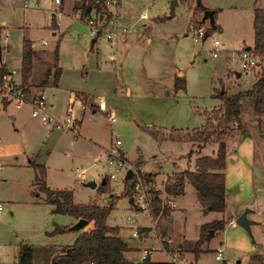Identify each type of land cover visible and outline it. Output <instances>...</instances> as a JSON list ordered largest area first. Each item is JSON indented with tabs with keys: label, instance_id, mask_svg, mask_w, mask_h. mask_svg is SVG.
<instances>
[{
	"label": "rangeland",
	"instance_id": "1",
	"mask_svg": "<svg viewBox=\"0 0 264 264\" xmlns=\"http://www.w3.org/2000/svg\"><path fill=\"white\" fill-rule=\"evenodd\" d=\"M76 1L62 0L61 4L57 5L54 0H0V64L5 63L13 73V79L20 81L21 43L23 39H28L32 42L36 54L35 63L38 64L30 77L33 83L40 80L38 66L44 70L47 65H42L43 63L50 66L54 63L56 50L59 65L63 69V80L67 85L85 89L84 91L93 96H99L98 100L100 95L103 96L107 109L113 111L117 121L110 123L104 111L91 109L94 106L88 107L85 113L80 111L79 117L82 118L83 125L81 135H86V140L83 136L75 137L74 132L70 130L61 129L59 132L64 131L67 135L66 145L59 157L55 154L49 159L45 175L52 188L72 190L78 202L97 197L103 205L110 195H114L117 205L110 212L108 222L126 227L129 223L127 217L131 216L133 211L128 206V197H122V173L117 179L107 181L109 190L106 193L98 194L96 190L84 187V183L88 181L101 184L106 171L103 162L94 163L93 157L98 154L99 147L88 142L87 135L103 147L109 146L115 138H119L121 149L134 171L161 172L159 179L163 180V190L167 180L174 178L175 174L171 172L193 169L196 159L200 156H215L218 143L212 141L201 147L198 142L189 141L190 130L200 128L206 121L205 113L210 114L211 110L217 107L219 100L213 94L221 90L220 79L224 80L225 85L223 84L222 88L228 94L251 87L254 75L259 70L245 73L238 51L252 44L253 5L256 1V7L261 8L264 6V0H199L206 8L218 11L219 14L215 18L218 26H221L211 29L209 35L202 40H194L190 32L188 35L181 34L185 29L190 31L191 6L198 3L197 0L189 4L181 0L174 6V15L170 19L168 17L173 0H120L122 25L127 27L134 22L132 27L139 29L143 28V25L147 27L153 24L155 33L151 40L152 48L143 50L140 46L134 50V55L139 56L137 61L144 67L147 66V72H151L152 79L145 73L140 78L127 79L125 86H122L120 70H116L117 61L115 63L109 58L113 50L110 49L103 32L94 43L93 37L88 33H79L72 29V5ZM107 1L110 3L112 0ZM109 5L114 13L119 10L115 9V5ZM143 10L148 11L149 20L138 19ZM94 11L89 12L92 18H95ZM194 13L195 11L192 30L202 26L207 31L211 26L209 21L196 18ZM202 15L203 13L199 16ZM157 17L161 19L157 20ZM55 20H58V26L53 23ZM224 36L232 41L227 46V63L224 51L215 58L210 51L212 39L223 41ZM8 48L9 52L5 50ZM170 64L173 65L171 76L179 72L186 80L185 90L176 94L173 88L168 93L165 85L164 71ZM227 67L236 71H232L235 82L226 78ZM237 73L241 75L237 76ZM153 80L157 82L156 85L151 83ZM126 85L129 86L130 93L125 92ZM51 88L50 85L43 93L47 99L53 90ZM47 103L49 104V101ZM242 104L243 127L238 128L233 124L224 136L226 166L223 173L227 186L225 211H209L203 214L195 189L188 184L183 199L172 198L175 207L177 206L171 207L174 210L171 214L174 220H168L169 214L161 217L160 228L163 231L167 229L169 234L175 236L176 245L184 238H199L200 225L205 222L220 219L225 221L223 228H209L206 231L209 238L201 245L198 257L196 258L194 252H188L184 264H235L237 260L243 264H258L264 258V119L255 115L251 98L244 97ZM55 108L61 111L60 106L56 105ZM68 113L64 111L63 114ZM172 136L182 137L184 140L171 139ZM74 139L79 141L70 143V140ZM32 140L33 137L27 143L26 140L22 141V136L16 134L10 139L15 142L8 143L5 148L8 152L12 151L15 145L22 144L21 147H26L32 144ZM48 149L42 148L39 160H45ZM190 150L193 151L192 154H189ZM4 151L6 149L0 151V160L3 162L0 168V199L5 203L0 212V264L17 263V257L14 258L15 242L33 244V264H52L47 245L67 243L71 236L62 235L56 239L48 237L46 232L50 226L47 224L51 221L47 219L43 207L31 203L38 193L45 194L44 190L38 189L40 184L36 183V187L34 171H27L28 174L25 170L10 169L12 166L7 162L8 159L4 158ZM77 169H86V177L83 180L78 178ZM43 179L45 180V176ZM160 193L161 197L165 196L163 191ZM119 197L124 199L123 204L119 203ZM246 208L250 210L247 218L252 222L250 233L238 225L234 228L228 227V221L236 220ZM53 216H56L53 221L56 220L61 225L72 226L77 222L66 213ZM84 227L82 229H86V226ZM132 230L128 229V232ZM241 237L242 242L238 240ZM132 238L140 249L135 257L141 256L146 247L152 249V246H161L154 231L148 240ZM220 247L224 254L223 260L216 258V250ZM186 251H190V245L183 244L181 252ZM151 254L152 261L167 259L165 254L156 250Z\"/></svg>",
	"mask_w": 264,
	"mask_h": 264
},
{
	"label": "trees",
	"instance_id": "2",
	"mask_svg": "<svg viewBox=\"0 0 264 264\" xmlns=\"http://www.w3.org/2000/svg\"><path fill=\"white\" fill-rule=\"evenodd\" d=\"M62 0H59V2ZM186 1V0H182ZM74 6V11L85 12L88 5L97 6V9L104 7L102 0H77ZM207 8L201 7L199 12H195L196 18L203 20V13ZM89 12V11H88ZM87 12V13H88ZM217 14V10H213V16ZM199 16V17H198ZM110 14L106 18L109 19ZM55 24V22L53 21ZM253 46L252 49L264 60V6L254 8L253 11ZM217 25L210 26L207 30L209 35L211 29H216ZM34 50L32 42L28 39L22 41L21 51V67H20V84L25 91L30 87L29 79L32 76ZM61 69L58 66V55L55 50L53 72L48 70L45 73V78L39 86L43 87L47 84V77L52 74L53 83L57 85L60 77ZM7 75V70L3 64L0 65V80ZM230 77V76H229ZM221 90L213 94L218 97L220 103L217 107L211 110V113H205L206 121L200 128H194L191 131V139L196 141L203 147L205 144L215 141L218 143L215 156H200L196 159L193 169H184L177 172L174 178L167 180L165 184V193L170 197H177L185 194L184 185L189 183L194 187L197 200L205 214L209 211L224 212L226 209V188L225 174L223 169L226 166V144L224 141L225 134L230 130L233 124L238 128H242V100L244 97L251 98L253 111L259 119H264V64L254 75V81L250 88L228 94L223 86V81L220 79ZM185 79L175 76L174 92L184 91ZM147 128V127H144ZM151 133L153 131L148 129ZM171 139L184 140L182 137H171ZM186 140V139H185ZM198 149V152H200ZM193 151H189L192 154ZM39 168V172L35 175V181L40 184V189L45 192V200L49 203H55L58 200L66 214L71 215L76 219L84 218L89 222H93L92 227L87 231H81L75 238L72 245L65 248L61 254L52 258L58 264H146L145 261L133 263L124 257V252L128 250L127 244L118 233V228L107 225L106 220L113 209L114 203L109 201L106 205L100 206L95 201L88 203H75L73 201V193L71 190H49L46 188L43 173L44 168L39 165H34ZM134 177L124 180L122 197H128L129 200L133 197ZM97 189L106 193L109 190V184L104 180L98 185ZM159 191L150 189L148 191L150 212L153 218L160 215H167L171 212V207L167 205L160 196ZM225 221L223 219L213 220L212 222L201 226V234L195 242H185V245H190V251L195 253L196 258L201 251V245L209 238L206 231L210 228L213 230L223 228ZM70 229V226H56L50 234L65 233ZM140 232V231H139ZM203 232V233H202ZM34 248L30 244H20L17 254L16 264H33ZM146 260V258L144 259Z\"/></svg>",
	"mask_w": 264,
	"mask_h": 264
},
{
	"label": "crops",
	"instance_id": "3",
	"mask_svg": "<svg viewBox=\"0 0 264 264\" xmlns=\"http://www.w3.org/2000/svg\"><path fill=\"white\" fill-rule=\"evenodd\" d=\"M102 1L104 2V7L97 9V6H91L89 12H92L93 10H95L93 12V14H95V18L98 17L100 19L101 18L104 19V18H106L107 14H110V17L108 20H111L112 25L114 26L113 35H112V39H110V40H108L105 37V35H104V38L109 42L110 49L113 50V53L110 52L111 54L109 55V58L111 60L115 61V63L117 61L116 70H118V69L120 70V73H121L120 79L122 81V86H125V84L128 82L127 79H131L132 77L134 79H137V78L142 77L145 73L150 76V79H152L151 72L150 71L147 72V69H148L147 66L144 67V65H141V63H139L137 61L139 59V56L134 55V50H136L140 46L143 50H148L150 47L152 48V41L151 40H152V37L155 35L154 30H153V24L149 25L147 27H145V25H143V28L134 29L132 27L133 26L132 24H134V22H132V24H130L129 26L126 27V25H122L123 23L121 22V18H122V11L120 9L121 8V1L120 0H112L110 2L112 5L116 6L115 9L119 8L118 11L115 10L116 13H114V11L111 9V6L109 5L110 3L107 0H102ZM176 1H177L176 6H177L181 0H176ZM194 1L195 0H186L183 2H186L189 4L190 2H194ZM61 2L62 1H60L59 3H55V4L60 5ZM75 5L76 4L73 3L72 13L75 12L74 11ZM201 7H205V6L201 5L200 2L194 3V5L191 6L192 17L189 21L190 31L188 29L187 30L185 29L184 31H181V34L188 35L189 32L191 33V30H192V27L194 24L193 12L194 11L198 12V9H200ZM255 7H256V1H255V4L253 5L252 16H253V11H254ZM207 9H209V8H207ZM209 10H215V9H209ZM89 12H88V14H90ZM218 14L219 13L217 11V14L215 15V17L218 16ZM173 15H174V13H173ZM173 15L172 16L169 15L168 19L172 18ZM215 17H214V24H216L218 26V24L216 23ZM138 19L143 20V21L149 20V14H148L147 19H140L139 15H138ZM156 19L160 20L161 18L157 17ZM252 22H253V17H252ZM55 26H58V25L55 24ZM220 27L221 26H218L217 28H220ZM221 33H222V31H221ZM100 35H101V33L99 35H97L96 37H94L92 39V42L96 43L95 41H97V38ZM175 35H177V34H175ZM231 42L232 41L230 39L225 38V36H224L223 41H220V44L222 45V50L220 51V53L224 51L223 53L226 55L225 56L226 57V63L228 61V50H229V48L227 46L230 45ZM252 46H253V39H252V44L249 46H246V48H252ZM5 47H7V45ZM5 50H7V52H9L10 48L5 49ZM21 51H22V43H21ZM35 62H36V54H34V58H33L32 73L34 71V67L38 65ZM2 64L5 66V68L7 70V75H10L13 78V73L10 72L7 65L5 63H2ZM42 65H47V66H46V68H44V70H42V68L40 66H38L39 67V73H40V80L37 83H33L29 79L30 87L28 90L30 92V95H35L38 93L43 94L45 89H47L51 85V87H52L51 89H53V90L50 92V97H48V99H47V97L44 96L46 98V100L49 101V104H48L49 108L47 107V109H46L47 114H49V116L52 118V120L54 122H59V121L62 122L66 118V116H68V115L71 116L73 119H75V123H76L77 129H78L75 137L81 138V136H83L82 138H84L86 140V138H87V137H85L86 135H81V130L83 128V125H82V118L79 117V114H80L79 112L83 111V113H85L86 109L88 107L91 108L92 106H94V108H91V109H98V110L102 111L98 106L99 100L97 98L99 96L95 97L91 93L84 91L85 89H81L80 87H74V86L72 87L71 85H67V83L63 80V69L59 65V56H58V66L61 69V73H60V77H59L57 85H54L53 76H52V74H50L47 77V84L43 87L39 86V83H41V81L45 78V73L48 70L53 72V64L50 66V64L43 63ZM20 67H21V57H20ZM172 68H173V65L170 64L168 69L166 71H164L165 85L167 86L168 93L171 91L172 88L174 91L175 76H179V77L184 78L179 72H178V74L173 73L174 75L171 76ZM226 71H227V73L225 74L226 78L227 79L231 78L230 80H233L232 82H235L234 81V75L232 74L234 72V70H231V68L227 67ZM19 72H20V69H19ZM236 75L240 76L241 73H237ZM16 82L20 83V81H16ZM185 82H186V80H185ZM151 83L153 85H156L157 82L153 80ZM223 84L225 85L224 80H223ZM125 92L130 93V88L127 85L125 88ZM174 94H176V93H174ZM100 96L103 97L102 95H100ZM219 103H220V101H219ZM219 103H218V105H219ZM56 105L60 106L61 111H59L58 108L57 109L55 108ZM104 105L107 107L105 100H104ZM69 108L71 109V112L68 114H63L64 111H65V113H67L68 112L67 110ZM53 118L58 119L59 121H57ZM50 126L52 128H50ZM55 130H57V132H55ZM59 131H61L60 128L55 129V127H53L52 124L43 123L39 118L33 117L31 115V108L29 105H23L21 107H16V106H14L12 104H8L6 102H4L2 104L0 103V145H1L0 151L3 149H6V151H4V152H6V154L4 155V158L8 159L7 162L10 164V166H12L10 169L25 170L26 173H28L27 171H34V174L36 175V173L39 172V170H41V169L36 168L34 165L42 166L44 168L43 178L45 176L44 182H45L47 189H49V190H70V189L52 188V185L49 184V182L46 180V175H45L46 174V167H47L46 164H48L49 159H51V157H53L55 154L58 155V157H59V154L63 152L62 151L63 147L66 145V140H67L66 132H64V131L59 132ZM82 132L84 133V131H82ZM16 134H18L19 137L22 136V141L26 140L27 143L29 140L32 139V137L34 138V140H32L33 141L32 144H29V145L25 144V145H28L26 147L25 146L21 147L22 144L15 145V147L13 149H11L12 151L7 152V148H5V147L8 145V143L15 142V141H10V139L13 136H15ZM84 134H86V133H84ZM87 136L89 139L88 142L93 143V145H95V147L96 146H98L99 148L103 147L100 145V143L93 141L92 140L93 137H91L89 135H87ZM47 141H48V144H47ZM78 141H79V139H77V140L74 139V140H70V143H77ZM44 147L49 148L47 150L46 155H45V160H39V158H40L39 154H40L42 148H44ZM121 152L124 155V158L126 159L125 152L122 149H121ZM7 154H10V155H7ZM96 155L93 157V159L96 157ZM139 171L143 174H157L158 179H159V174L161 173V172L156 171V170H150L148 172L143 171V170H139ZM177 172H181V171H175V172H171V173L176 174ZM167 174H170V173H167ZM78 178L80 180H83L79 177V175H78ZM34 180H35V177H34ZM161 181H163V180L161 179L160 183H161ZM31 182H32V179H31ZM88 182H91V181H88ZM88 182L84 183V187L91 189L92 187L86 185ZM36 183L37 182L35 181V184ZM37 184H36V187H37ZM188 184L189 183L186 182L184 185L185 194H186V187ZM97 185L98 184L96 183V187L92 188V190H96L98 194H103V193L99 192V190L97 189ZM225 188L227 191L226 178H225ZM38 189H40V187H38ZM185 194L181 195V196L173 197V198L183 199ZM73 196H74V202L75 203H88L90 201H95L100 206H104L109 201H112L114 203L113 209L117 205V201L114 198L115 197L114 195H110L109 198L107 199L106 203L103 205L99 203L97 197L96 198L90 197L89 200L86 202H78L75 200L74 193H73ZM119 198H120L119 203L123 204L124 199H121L122 197H119ZM162 198H164V196ZM127 201H128V206H130L132 208V204H131V201L129 200V198L127 199ZM31 203L34 205H38V207H43L42 209H44V212H45L47 219L49 221H51V222H49V224H47L50 226V228L47 229V232H46V233H48L49 238L56 239L57 237H60L62 235L71 236L67 243H62L60 245H58V244L47 245L50 262L52 261V258L54 256L61 254L65 248L72 245L75 238L78 236V234L81 231H87L93 225V222H89L86 225V229H82V230H71V229H69L65 233L50 234V232H52L56 226H71V225L70 224L61 225V223H58L56 220L53 221V219H55V217H56L53 215L58 214V213L54 212L55 203L51 204V203L47 202L45 200V194L44 193L43 194L38 193V195H36V197H33ZM0 204H2V209L0 210V212H1L3 210V206L5 205V203H3L0 199ZM112 210H111V212H112ZM132 211L134 212L133 208H132ZM172 213H174V210H171L169 215H167L168 220L170 222H172L174 220V218L171 215ZM161 217L163 218V215H160L156 218H153L151 215L148 216L146 214H136V220L139 224V231H140V234L137 237L143 238L144 240H148L154 231V233L158 237V240L161 242V246L159 248H154L152 246V249H149V247H146L145 249H143L142 254L139 257H135V255L140 252V249L134 243V240L132 238L134 236H132L131 232H128V229H131V225L128 223V224H126V227H125L124 225L112 224V223L108 222V218L106 220V223L110 227L118 228L119 235L122 237V239L124 240V242L128 246V250H126L124 252V257L128 261H131L133 263H140V262L145 261L146 264H170V258H171L172 252L177 251V250L181 251L183 244H185V242H195L198 238L196 240H188V239L184 238L183 241L181 239L179 244L176 245L175 240H174L175 236L172 234H169L167 232V229H165L163 231L160 228L159 224H160V221L162 220ZM74 219H75V222L78 220L76 218H74ZM206 223H209V222H205L203 224H206ZM203 224H201L200 226H202ZM238 240L242 242L243 238L241 237ZM22 243H26V242H18V243L15 242V244H14L15 245L14 246V249H15L14 258L15 259H16L17 254H18L20 244H22ZM26 244H28V243H26ZM10 245L11 244H9V246ZM31 245H33V244H31ZM177 246L180 248L176 249ZM153 250L154 251L156 250L160 253L165 254L167 259L166 260L153 259V261H152L151 260V255H152L151 253ZM144 251H148L149 252L148 255L144 256ZM188 252H191V251H186L185 253L182 252L184 258H185L186 253H188ZM145 258H146V260H144ZM239 261L240 260H237L236 262H239ZM231 264H232V262H231ZM252 264H255V263H252ZM258 264H260V263H258Z\"/></svg>",
	"mask_w": 264,
	"mask_h": 264
},
{
	"label": "built area",
	"instance_id": "4",
	"mask_svg": "<svg viewBox=\"0 0 264 264\" xmlns=\"http://www.w3.org/2000/svg\"><path fill=\"white\" fill-rule=\"evenodd\" d=\"M54 2L59 3V0H54ZM72 16L74 21L79 22L86 27V33H88L91 37L94 38L103 32L108 40L112 39L114 26L112 25L111 20H108L107 18L100 19L98 17L92 18L88 13L84 14L81 11L73 12ZM139 18L147 19L148 11L143 10L140 12ZM55 23L58 25V20H55ZM191 34L194 40H202L206 38L207 31L201 26L192 30ZM4 41H6V38H4ZM42 43L45 42L42 41ZM220 47V41L218 39H212L210 50L212 57H218L221 51ZM238 56L241 60V67L245 73L259 70L264 64L262 57L256 54L252 48L245 47L244 49L239 50ZM4 102L12 104L16 107L29 105L31 108V115L33 117L39 118L43 123L52 124V126L55 128L70 130L74 132L75 136L77 134L78 129L75 119L68 115L62 122H54L46 112L48 103L44 95L42 93L30 95L29 90L25 91L21 84L16 82L10 75H5L2 80H0V103L2 104ZM98 106L102 111L105 112L107 119L111 123L117 121L113 111L108 110L104 105L103 97L99 99ZM68 112H71L70 108L68 109ZM102 157L104 158L102 159ZM93 160L95 164L98 162H103V167L106 168L104 174V180L106 181L117 179L121 173L124 181L129 169L134 172V175L132 176L134 177L132 186L133 197L131 198V204L134 212L131 216L127 217V220L133 229L131 232L132 236L137 237L140 234L139 224L136 220V214H146L148 216L151 215L148 197V191L150 189H154L155 191L159 192L163 191L165 194L163 198L164 202L170 207H175V203L172 200L173 197H170L165 193V186L164 190L162 189V183H160L157 174L138 173L134 171L130 164H128L127 160L124 158V155L121 154V141L119 138H115V140L112 141L107 147H100L98 154ZM2 166L3 162L0 160V168ZM77 173L81 179H84L86 176V169H77ZM1 209L2 204H0V210ZM227 226L230 228L236 227L237 224L235 219L229 220ZM148 253V251H144V256L148 255ZM216 258L219 260L224 259V254L221 247L217 248L216 250ZM184 262L185 258L180 250L171 253L170 264H184ZM235 264L243 263L239 261ZM260 264H264V258Z\"/></svg>",
	"mask_w": 264,
	"mask_h": 264
},
{
	"label": "water",
	"instance_id": "5",
	"mask_svg": "<svg viewBox=\"0 0 264 264\" xmlns=\"http://www.w3.org/2000/svg\"><path fill=\"white\" fill-rule=\"evenodd\" d=\"M197 2L199 3V0H197ZM176 4H177V1L176 0H173L172 3H171V6H170V14H169L170 16L173 15L174 6H176ZM96 6H98V5H96ZM90 8H91V6L88 5L86 7V9H85L84 14H87V12L90 10ZM205 20H208L209 23L211 24V26L214 25L213 10L207 9V10H205L203 12V21H205ZM72 29L77 30L79 33H85V32H87L86 27L83 24H81L79 22H76V21L73 23ZM207 36H208V34H206V37ZM0 52H1V47H0ZM121 154H122V152H121ZM133 175H134V172L131 169H129L127 171L126 176H125V180L131 178ZM86 185L87 186H90L92 188L96 187V183L95 182H92V181L91 182H88ZM130 201H132V199H130ZM249 211L250 210L248 208L244 209L238 215V217L235 220L236 221V224L238 226L242 227L248 233H250V225L252 223L247 218V214L249 213ZM54 212L55 213H60V214H64L65 213V211H64V209L62 207V204L58 200L55 201V209H54ZM87 222L88 221L86 219L80 218V219L77 220V222L75 224H73L72 226H70V229L71 230H80V229H82L84 226H86L88 224ZM211 234H212V232L209 233V235H211ZM52 264H58V263L55 262V261H53Z\"/></svg>",
	"mask_w": 264,
	"mask_h": 264
}]
</instances>
